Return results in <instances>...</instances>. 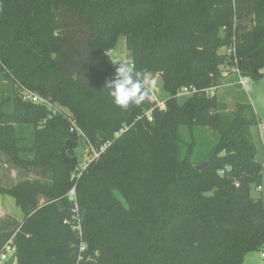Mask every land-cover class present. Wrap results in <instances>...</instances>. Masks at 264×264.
Here are the masks:
<instances>
[{
  "label": "trees",
  "instance_id": "16d2710c",
  "mask_svg": "<svg viewBox=\"0 0 264 264\" xmlns=\"http://www.w3.org/2000/svg\"><path fill=\"white\" fill-rule=\"evenodd\" d=\"M120 38L136 70L161 73L164 107L150 90L114 105ZM239 76L264 79V0H0V194L23 214L0 217V250L12 240L16 264H243L263 251L260 118L245 91L231 106L207 93ZM78 129L99 153L82 172Z\"/></svg>",
  "mask_w": 264,
  "mask_h": 264
},
{
  "label": "rangeland",
  "instance_id": "374dc122",
  "mask_svg": "<svg viewBox=\"0 0 264 264\" xmlns=\"http://www.w3.org/2000/svg\"><path fill=\"white\" fill-rule=\"evenodd\" d=\"M225 51H226V49H224V48L219 50L220 53H225ZM108 53L112 59H113V57H118L122 61L132 64L129 51L127 50V47H126L125 38H120L117 42L115 49L109 51ZM145 75L147 76V78L149 80L154 81V86L149 89L150 90L149 99L151 101H154L156 103V105L161 106V104H163L164 99L166 97H168V95H169V93L164 88L161 73L158 71H155V72H149ZM233 86H234V90H232L233 88H231L230 93L226 94L225 87L228 88V87H233ZM225 87L224 88L219 87L217 89H215V88L214 89H208L207 93L212 94L216 90L220 94L221 98L227 104L230 103V106H231L233 103L234 94L236 91L242 90V91H245L246 93L247 92L250 93L252 91V85H250L249 83L247 84L246 87H243L238 82L236 84H233V83L226 84ZM187 94H189V93H186V95ZM179 95H182V94L178 93V96ZM56 107L66 114V116L68 117V119L70 120V122L72 124L74 123L72 113L69 109L62 107V106H59L57 104H56ZM77 133L79 135V138H78V145H77L75 150L77 152V156H78V160H79L78 169L80 172H82L83 170L86 169V167L89 165V163L93 160V156L88 154L89 146L87 144V140L85 139V137L83 136V134L80 132L79 129L77 130ZM182 133H183L184 138L187 139L188 138V131L184 128ZM206 134H209V131L206 132ZM254 140L258 144V147L260 149H264V124L260 126L259 133L256 132L254 134ZM12 176H13V178H16L14 172H12ZM260 189L261 190H257V188L254 187L252 189V193H253V195H256V193H260L262 198H263V202H264V172H263V178H262V182L260 185ZM70 196L72 197L71 194H69V197ZM5 216L6 217H8V216L14 217L18 220H21L23 217V214L21 212L20 207L15 203V200L11 195L0 194V217L2 218ZM73 219L76 220L77 224L80 225V220H79L77 214H74ZM78 228H79V226H78ZM263 251H264V247H263ZM261 264H264V259H263Z\"/></svg>",
  "mask_w": 264,
  "mask_h": 264
},
{
  "label": "clouds",
  "instance_id": "9594fccd",
  "mask_svg": "<svg viewBox=\"0 0 264 264\" xmlns=\"http://www.w3.org/2000/svg\"><path fill=\"white\" fill-rule=\"evenodd\" d=\"M115 71L111 78L106 80L108 94L112 97L114 105L121 109H128L130 105H140L154 86V81L136 70L131 63L113 57Z\"/></svg>",
  "mask_w": 264,
  "mask_h": 264
},
{
  "label": "crops",
  "instance_id": "0c3cea01",
  "mask_svg": "<svg viewBox=\"0 0 264 264\" xmlns=\"http://www.w3.org/2000/svg\"><path fill=\"white\" fill-rule=\"evenodd\" d=\"M252 85V91L250 93L247 92L248 101L251 103L255 113L260 118V123L258 126L252 128L253 136L256 132L259 133L260 126L264 124V79L261 80H249L248 82ZM257 144V143H256ZM258 147V144H257ZM257 159L264 162V149H260L258 147ZM261 190V189H257ZM253 197H262L260 193H256ZM264 258L261 257V252L255 251L246 254L244 257L243 264H261Z\"/></svg>",
  "mask_w": 264,
  "mask_h": 264
},
{
  "label": "built area",
  "instance_id": "2783aa9c",
  "mask_svg": "<svg viewBox=\"0 0 264 264\" xmlns=\"http://www.w3.org/2000/svg\"><path fill=\"white\" fill-rule=\"evenodd\" d=\"M248 82H249V79L247 77L239 76L238 83L241 84L243 87H246ZM192 91H195L194 87L192 86L184 87L180 90L179 94H186ZM24 98L31 99L33 102H43V100L38 95L30 93V92H26L24 94ZM160 107L161 108L164 107V104H161ZM146 115L151 120V116L149 112H147ZM98 154L99 153L94 152L93 156H98ZM257 189H260V186H258ZM69 194L72 195V197L70 196V198H73L74 189H71ZM261 257L264 258V251H261ZM7 262H9L10 264H16L15 246L12 240L8 241L0 250V264H6Z\"/></svg>",
  "mask_w": 264,
  "mask_h": 264
},
{
  "label": "water",
  "instance_id": "95a60500",
  "mask_svg": "<svg viewBox=\"0 0 264 264\" xmlns=\"http://www.w3.org/2000/svg\"><path fill=\"white\" fill-rule=\"evenodd\" d=\"M205 165H206V163H203L202 165L198 166L197 169L201 170Z\"/></svg>",
  "mask_w": 264,
  "mask_h": 264
}]
</instances>
